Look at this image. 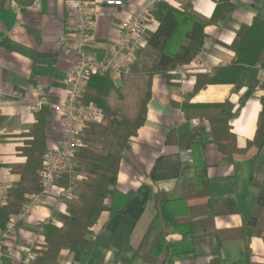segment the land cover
Listing matches in <instances>:
<instances>
[{"label": "crops", "instance_id": "0c3cea01", "mask_svg": "<svg viewBox=\"0 0 264 264\" xmlns=\"http://www.w3.org/2000/svg\"><path fill=\"white\" fill-rule=\"evenodd\" d=\"M122 1L123 6L103 4L100 8L89 47L98 60L109 56L118 42L121 23L134 16L144 3V0ZM166 2L178 9L191 5L203 17L211 18L218 0ZM232 3L234 11L227 21L205 28L204 49L192 62L178 66L167 77L155 75L146 124L124 152L115 194L106 200L107 209L93 228L92 240L99 245L92 253L63 250L62 264H121L124 261L143 264L140 258H135V252L156 214L153 196L162 191L173 199L179 198L182 187L178 163L188 166L183 180L194 183L195 157L200 155L205 161L202 178L209 182L212 195L234 198L244 208V217L240 214L217 217L216 228H239L253 214L259 188L251 185L252 174L262 167L258 180L264 178V140L261 145L255 142L264 109V84L251 89L247 79L250 72L259 74L264 69V57L256 67L248 68V74L237 83L208 84L195 91L199 74L212 76L217 68L235 60V52L229 46L242 25H252L264 0H233ZM73 24L66 0H36L26 7L10 0L0 7V179L8 191L20 180L13 168L26 162L19 149L31 139L29 133L37 113L34 105L41 98L39 89L52 104L62 103L67 97L65 79L76 62V55L63 49L61 37L71 33ZM125 79L113 81L120 86ZM216 104H225V109L238 113L229 124L236 137V147L242 152L235 153L231 163H226L211 123L205 117L219 114V108L205 107ZM43 108L49 113L46 128L50 147L63 136L62 122L59 114L47 106ZM197 141L203 144V153L198 146L193 147ZM155 165L160 174L170 175L153 180L151 173ZM59 188L67 187L58 183L53 194L19 226L17 237L5 246V253L12 257L13 264H32L28 261V248L35 252L41 247L45 241L44 226L49 222L62 226L61 216L67 214L69 202H77L75 190L66 198L60 195ZM205 200L194 199L192 203ZM8 218L1 208V228ZM169 232L170 256L156 264H247V246L251 251L250 261L264 264V233L260 237L227 241L218 247L212 236L184 239L173 229Z\"/></svg>", "mask_w": 264, "mask_h": 264}, {"label": "trees", "instance_id": "16d2710c", "mask_svg": "<svg viewBox=\"0 0 264 264\" xmlns=\"http://www.w3.org/2000/svg\"><path fill=\"white\" fill-rule=\"evenodd\" d=\"M10 0H0L4 7ZM26 7L36 0H13ZM233 0H218L211 18L197 13L191 5L178 9L168 2L158 4L154 16L159 22L158 29L148 34L147 46L137 53L133 63L130 79L131 85L123 81L117 86L109 74L92 76L82 98L85 104H94L104 112L102 123H89L81 134L83 145L75 154L76 171L80 178L75 180L77 202H69L67 214L61 216L62 226L49 222L44 226L45 241L35 250L36 259L32 264H62V251L94 252L99 243L92 240L93 228L103 211L107 209L106 200L115 194L124 152L129 149L131 139L146 124L148 104L152 98L153 79L155 75L168 76L178 66L189 64L204 49L207 34L205 28L211 24L227 21L234 11ZM235 52V60L227 66L217 68L211 76L199 74L195 91L208 84L237 83L248 68H254L264 57V4L258 9L251 26L242 25L236 39L229 46ZM248 84L254 89L260 84L259 74L252 71L248 74ZM115 94L121 104H112ZM264 106V100H263ZM219 108L218 115H205L209 119L214 139L219 150L225 155L226 163H231L235 153L242 152L236 147V137L231 131L229 122L238 113L225 109V104L205 106ZM49 113L46 108L36 113V123L29 135L31 139L19 149L26 157L24 164L16 165L13 172L20 175L8 191V202L2 207L10 216L19 213L27 203V194L41 190L39 169L42 167L48 152L47 121ZM264 109L259 123L255 142L258 145L264 140ZM199 147L203 153L204 146L199 141L193 147ZM195 152V150H194ZM180 167L182 195L173 199L168 193L159 191L153 196L156 214L151 221L135 258L143 264H156L162 258L170 256L169 230L181 235L184 239H198L212 236L218 247L227 241L260 237L264 233V178L258 180L256 171L252 174L251 185L259 188L256 207L250 218L243 225L233 229H217L215 219L219 216L240 214L244 217V208L234 198L213 196L210 184L202 178L205 165L203 155L195 157L194 168L196 180L188 183L182 176L188 166ZM155 165L151 177L153 180L170 174H160ZM69 175L63 174L59 181L67 187ZM194 199H206L192 203ZM246 263L250 261V247H246ZM218 262V261H217ZM216 263V260L213 261ZM0 264H13V259L4 254ZM121 264H133L122 262Z\"/></svg>", "mask_w": 264, "mask_h": 264}, {"label": "built area", "instance_id": "2783aa9c", "mask_svg": "<svg viewBox=\"0 0 264 264\" xmlns=\"http://www.w3.org/2000/svg\"><path fill=\"white\" fill-rule=\"evenodd\" d=\"M165 1L167 0H144L134 16L121 23L118 42L111 49L109 56L98 60L91 54L89 47L100 8L103 4L123 6V1L66 0V8L74 24L71 33L61 37V44L65 51L76 55V62L65 79L68 94L64 102L52 104L43 97V91L39 89L41 98L34 105L36 112L47 106L60 115L63 136L60 142L49 147L42 167L38 171L41 190L38 193L29 194L22 210L10 215L4 227H0V262L5 254L7 243L17 237L19 226L26 222L33 212L53 194L64 173L69 175V184L67 188H59L60 195L70 198L73 194L74 182L80 177L76 171L75 154L83 145L82 131L89 123H102L105 119L101 108L82 101L88 81L94 75L109 74L113 80L131 75L137 53L147 46L148 34L154 32L159 26L154 11L158 4ZM179 72L184 73L182 70ZM259 79L260 83L264 84V69L259 72ZM7 202L8 189L0 179V209ZM27 253L28 261L33 262L36 254L32 248H28Z\"/></svg>", "mask_w": 264, "mask_h": 264}, {"label": "rangeland", "instance_id": "374dc122", "mask_svg": "<svg viewBox=\"0 0 264 264\" xmlns=\"http://www.w3.org/2000/svg\"><path fill=\"white\" fill-rule=\"evenodd\" d=\"M126 81L127 85H131V81L132 79H130V76L126 77V79L124 80ZM113 104L116 105V104H121V102L118 100L117 96H113Z\"/></svg>", "mask_w": 264, "mask_h": 264}]
</instances>
